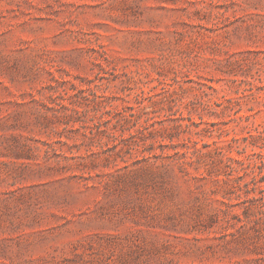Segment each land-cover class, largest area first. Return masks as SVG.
Here are the masks:
<instances>
[{
  "label": "rangeland",
  "instance_id": "374dc122",
  "mask_svg": "<svg viewBox=\"0 0 264 264\" xmlns=\"http://www.w3.org/2000/svg\"><path fill=\"white\" fill-rule=\"evenodd\" d=\"M263 160L264 0H0V264H264Z\"/></svg>",
  "mask_w": 264,
  "mask_h": 264
},
{
  "label": "trees",
  "instance_id": "16d2710c",
  "mask_svg": "<svg viewBox=\"0 0 264 264\" xmlns=\"http://www.w3.org/2000/svg\"><path fill=\"white\" fill-rule=\"evenodd\" d=\"M263 169H264V160H263V163H262V166H261ZM263 172V171H262Z\"/></svg>",
  "mask_w": 264,
  "mask_h": 264
}]
</instances>
